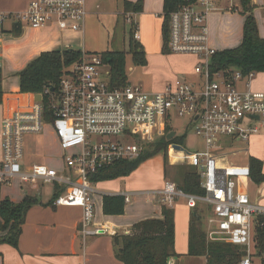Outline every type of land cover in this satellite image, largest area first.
<instances>
[{
  "label": "built area",
  "instance_id": "2783aa9c",
  "mask_svg": "<svg viewBox=\"0 0 264 264\" xmlns=\"http://www.w3.org/2000/svg\"><path fill=\"white\" fill-rule=\"evenodd\" d=\"M215 7L216 0H196L170 15L169 49L197 57L195 73L199 78L194 81L178 78L157 92L131 84L112 88L109 65L101 55L83 49L82 58L62 75L58 91L47 87L40 93L42 101L36 100L38 93H8L2 102L6 109L1 123L0 190L12 185L15 178L26 186H58L61 192L53 205L82 208L80 232L84 241L89 236L116 234L114 228L97 221L91 175L118 161L138 158L146 144L167 138L171 131L182 135L174 120L187 117L206 149L188 152L173 142L168 155H176L179 162L197 169L205 195L185 193L167 179L160 190L162 201L172 207L183 197L190 208L205 203L210 210L208 239L241 246L245 255L236 264H257L256 227L258 217L264 215V205L253 201L239 181L251 177L249 163L229 162L231 155L248 152V148L220 151L219 142L224 136L233 142L248 141L264 132V91L252 89L253 72L245 76L239 69L211 70L217 49L210 43L209 19ZM127 14L131 26V13ZM87 15V0H30L23 10H0V73L9 22L12 32L53 26L84 32ZM135 37L140 38L137 31ZM45 94L53 121L46 119ZM46 123L52 124L63 151L62 170L48 163L25 161L26 136L41 133Z\"/></svg>",
  "mask_w": 264,
  "mask_h": 264
},
{
  "label": "rangeland",
  "instance_id": "374dc122",
  "mask_svg": "<svg viewBox=\"0 0 264 264\" xmlns=\"http://www.w3.org/2000/svg\"><path fill=\"white\" fill-rule=\"evenodd\" d=\"M14 0H0V5L13 3ZM137 1V0H131ZM240 4V0H222V5H216L210 19V39L212 45L217 49H226L239 45L242 41V25L244 23L245 14L238 10H227L235 4ZM259 6L253 7V13L256 18L259 30L264 34V0H261ZM9 5V4H8ZM87 7L90 11H94L87 18L84 32L67 30L65 32L58 31L57 26H53L51 33L47 35L50 40H54L61 44V48L85 49L91 53L101 54L105 51H125L126 52V73L129 81L140 86L145 91L157 92L162 91L170 82L176 79L194 81L199 78L195 73V66L198 59L193 55H179L176 53H164L162 51L163 37L162 24L164 21L163 15L156 18L152 15L139 16V28L142 34V43L147 56V62L144 65H136L133 61L132 53L130 52L129 29L130 24L126 18L128 16L124 9V0H87ZM158 10L163 12L161 0H143V11ZM224 9V11H219ZM142 11V12H143ZM219 11V12H218ZM140 14V12H139ZM134 16V13H133ZM133 20V19H132ZM138 20V15H136ZM8 33L6 35L5 44L10 46L9 52L4 56V68L2 70V90L4 99L6 93H16L20 91L19 72L23 67L32 61L38 55V43L44 39V36H38L31 30H26L21 34V37L12 35V23L7 24ZM260 33V34H261ZM108 68V65L105 69ZM259 77V76H258ZM257 77V78H258ZM6 109L5 103H0V121ZM175 129L178 134H186V140L183 142V147L186 151H204L206 149L204 141L195 133L194 125L189 123V118L178 117L174 120ZM264 133V132H262ZM253 136V135H252ZM250 144L252 154L257 153L264 160V134L256 137ZM0 133V141L1 140ZM131 141V140H130ZM249 141V140H248ZM248 141L233 142L230 137L224 136L220 139V151H228L230 149L248 147ZM251 152H240L230 156L229 162L235 164H246ZM63 151L58 146V141L54 134V129L51 123H46L44 129L38 134H28L26 136L25 161L27 164L35 162L48 163L58 170L65 168L63 159ZM173 158V159H172ZM163 152L156 154L144 160L139 167L128 176H122L115 179H108L94 183L95 194H108L119 192L123 194H138L141 199L145 200L144 194H152L151 201L161 198L160 190L164 186L166 179L174 181L177 175L179 166H184L186 163H179L176 155H168V165L165 172ZM174 162L172 164V162ZM171 162V163H170ZM250 178V177H249ZM249 178H240L239 181ZM252 179L247 181L250 183ZM20 179L15 178L12 185L3 186L1 194L8 191L9 194H30L34 192L41 201L47 199L53 189L52 184L38 183L33 186L20 187ZM244 185V182H242ZM42 191L41 194L37 191ZM143 195V196H142ZM137 202V201H136ZM53 205L36 206L29 216L30 224L35 220H41L46 223L47 227L41 230L39 235L27 230V238L24 241L23 248H15L12 245L3 243L0 247L3 251V256L0 258V264H66V258L57 259L54 255L37 256L30 254L26 248H34L38 242L55 243L57 250H66L69 248L70 235L72 233L70 225L74 219L78 217L76 207L72 206H57L55 210ZM151 206V204H148ZM130 209L133 208V203H129ZM201 211L200 225L204 230L209 229L208 215L209 206L205 203H199ZM96 215L103 218L105 214L102 212L99 204L96 207ZM193 209V208H192ZM97 218V216H96ZM111 238V235H104L101 238ZM87 243V242H86ZM59 247V248H58ZM46 249L45 247H42ZM78 255H69L68 264L81 263L83 256L82 241L78 243ZM93 255L88 254V259H92ZM110 258L105 259L102 255L97 256L89 261V264H109ZM114 263L119 261H113ZM175 264H206L204 256H191L181 254V258L175 261ZM257 264H263L261 259L257 260Z\"/></svg>",
  "mask_w": 264,
  "mask_h": 264
},
{
  "label": "trees",
  "instance_id": "16d2710c",
  "mask_svg": "<svg viewBox=\"0 0 264 264\" xmlns=\"http://www.w3.org/2000/svg\"><path fill=\"white\" fill-rule=\"evenodd\" d=\"M196 0H164V21L162 24L163 45L162 51L169 54L170 15L180 7ZM242 12L245 14L242 41L239 45L226 49H218L211 61L212 71H230L239 69L248 76L250 73L264 72V37L261 36L256 18L253 13L252 0H240ZM125 13H139L143 11V0H124ZM138 26L132 22L129 29L130 52L136 65L147 62L146 51L141 42L135 37ZM20 29H16L19 33ZM110 67V86L123 88L130 84L126 73V52L105 51L100 54ZM82 49L65 48L41 52L19 72L21 93H44L47 87L53 86L55 92L60 86V79L68 66L80 60ZM2 73H0V103L3 102ZM46 119L53 121L50 111L49 96L44 98ZM170 129V127H169ZM186 140V135L167 139L163 136L154 143L145 145L142 154L133 160H121L105 167L91 175L93 183L128 176L134 172L146 159L163 152L165 172L168 165V147L171 143H180ZM249 166L251 179L257 183H264V162L262 159L250 156ZM177 186L185 193L204 196L205 190L201 185V177L197 169L189 164L179 166L174 177ZM54 196L49 204L52 205L60 195V188H54ZM38 203L34 196H26L21 201H13L10 197H0V245L7 243L15 248L19 247L29 209ZM126 197L122 194H106L103 196V213L105 215H121L125 212ZM197 205L191 213L189 228L188 255L204 256L206 264H236L245 252L239 245L224 241H211L207 231L200 225L201 211ZM196 213V215H195ZM257 255L264 264V215L258 217L256 227ZM113 248L118 259L123 264H168L171 256H181L175 250L176 229L175 211L168 205L162 207V217L148 218L137 222L130 231L116 233L112 236ZM2 252L0 251V255Z\"/></svg>",
  "mask_w": 264,
  "mask_h": 264
},
{
  "label": "crops",
  "instance_id": "0c3cea01",
  "mask_svg": "<svg viewBox=\"0 0 264 264\" xmlns=\"http://www.w3.org/2000/svg\"><path fill=\"white\" fill-rule=\"evenodd\" d=\"M29 1L30 0H14L13 3H8L9 5L8 4L0 5V10L1 11L23 10L27 7ZM161 1H162V6H163L164 0H161ZM260 1L261 0H252L253 6L254 7L259 6ZM217 4H219V6H223L222 0H216V5ZM239 6H240V4L236 3L231 8L229 6H226L225 9L232 10V11L238 10L239 12H241ZM263 8H264V5H263ZM87 10H88V15H87V18H88V16L91 15L94 11H90L88 9V7H87ZM151 10L152 9H148L147 11L140 12V14L134 13V16H133V13L130 14L133 21H135V23L138 26L137 32L140 35V38L138 39L139 41L142 39V34H141L140 28H139V25H140L139 16L140 15H152V16H155L156 18L161 17L162 15L164 16V11L159 12L158 10H154L155 12H153ZM219 11H224V9H221ZM136 15H138V20H136ZM210 19H211V16H210ZM210 19H209V27H210ZM244 21H245V19H244ZM86 23H87V20H86ZM26 30H31V31L35 32L36 34H38V36H40V35L44 36V39L40 40L38 43V47H39L38 55L43 51L65 49V48L60 47L61 44L59 42H56L57 40L54 41V40H50L48 38L47 35L49 34L48 32L51 33V30H52L51 28L33 29L30 27H25V28L20 29L19 33L12 32L13 33L12 35H14L15 37H21V34ZM58 31H61V30L59 29ZM62 32H65V31H62ZM242 33H243V25H242ZM261 36L264 37V34L261 33ZM5 39H6V37H5ZM210 43H211V39H210ZM211 45H212V43H211ZM9 50H10V46L8 44H5V54H6V52H9ZM170 53L172 54V52H170ZM179 55H181V54H179ZM26 65L23 67V69L26 67ZM130 84L133 85L131 82H130ZM251 87L254 90L264 91V72L254 74V76L251 79ZM7 94L8 93L5 92V95H7ZM1 123H2V118L0 121V133H1ZM263 134L264 133L255 134V135L250 137V139L248 141V147H249L248 151L251 152L250 156H255V157L262 159V157L260 155H256L257 153L252 154L250 144L253 140L258 139L256 137H258L259 135H263ZM58 146H59V143H58ZM59 148H60V146H59ZM1 159H2V141H0V161H1ZM248 162H249V159H248ZM263 162H264V160H263ZM179 163L181 164V162H178L176 164H179ZM60 170H62V169H60ZM249 180H251V177L249 179H245V180L243 179L242 182H244V186H243L244 189L249 193V195L253 201H255L261 205H264V183L257 184L254 181H251L250 183H248L247 181H249ZM41 185H43V184L41 183ZM23 186H24L23 184L20 185V187H23ZM93 186H94V183H93ZM54 190L55 189L53 188L51 190V194H47L48 195L47 199H45V200L42 199L41 201L37 197V194H34V192H31L30 194H13L12 195V194H9L8 191H5L3 194H1L2 189L0 190V197H2V198L10 197L13 201H16V202L21 201L26 196H34L38 199V203L33 205L29 209V211L27 212L26 221L23 225V232H22L20 242H19L20 248L25 247L24 241L27 238V234H26L27 230H32L33 233L39 235L41 233V230L43 228L45 229V227H47L46 226L47 224L43 223L41 220H35L33 223L30 224L28 215L32 211H34L36 206H38V205L50 206L49 202L54 196V194H53ZM37 193H39V194L42 193L40 188H39V191H37ZM108 194H122V195H125V197H126L127 204L125 207V212L123 214H121V215H105L103 218H99L98 215H96L98 222H103L106 225H108L109 227L114 228L116 233H125L127 231H130L132 229V227L137 222H139L141 220L148 219V218H154V217H157V218L162 217V207H163V205H165V203L162 201V198H163L162 194H161V198L156 196L158 199L157 200L154 199L153 201H151V198L155 197V196H152V194H150V193L144 194L145 200L141 199L139 197H136V196H138V194H130V193L123 194V193H119V192H113V193H108ZM104 195H106V194H99V197H98L95 193L93 194V200L95 202V205L97 207V205L99 204L102 212H103L102 205H103V196ZM127 198H129L130 200L127 201ZM129 203H133L132 209H130ZM148 204H151V206H148ZM53 208L56 210L57 206H54ZM171 208H173L175 211V229H176L175 250L180 255L181 254L186 255L188 252L189 228H190L191 217H192L191 213L193 212L194 208L193 209L190 208L187 205V202L183 197L177 198ZM75 210L78 213V217L76 219H74L70 225L72 233L70 235V240L68 242V244L70 246L67 249V252H66V250H57L56 249L57 247H55L57 245H55V243H45V242L40 243V242H38V244L34 248H26L28 251H30V254H35L37 256L54 255V256H56L57 259L67 257L66 258V261H67L66 264H68V258L71 257V256L69 257V255H72V256L78 255V250H77L78 243L79 242L81 243V241H82L83 256H81V257H83V258H81V263H79V264H89V261L91 262L93 258H95L97 256H101V255L105 259L107 258V256H108V258H110V261H112V262L109 264H123L118 259V257L116 256L115 250L113 248L112 236L114 235V233L110 234L111 238H109V236H108V238L107 237L101 238L104 235H97V236H89L84 241V239L81 236V232H80V221H81V217H82V208L76 207ZM106 235H108V234H106ZM0 236H1V233H0ZM84 242H85V244H84ZM42 247H45L46 249H43ZM0 251L2 252V254L0 255V258H1L3 256V251L1 250V247H0ZM89 253L91 255H93L92 259H90V260L88 259ZM180 258H181V256L178 259H180ZM260 259L261 258L259 257L257 260H260ZM113 261H119V262L114 263Z\"/></svg>",
  "mask_w": 264,
  "mask_h": 264
},
{
  "label": "water",
  "instance_id": "95a60500",
  "mask_svg": "<svg viewBox=\"0 0 264 264\" xmlns=\"http://www.w3.org/2000/svg\"><path fill=\"white\" fill-rule=\"evenodd\" d=\"M70 49H74V48L71 47ZM54 90H55L54 87L51 86V91H54ZM36 100L42 101L43 100V95L38 93L36 95ZM174 136H175V131H171L167 135V139H172ZM174 147H176L177 149H181V150L183 149V147L181 145H178V144H175ZM195 215H196V213H195ZM177 260H178L177 256H171V257L168 258V264H175V261H177Z\"/></svg>",
  "mask_w": 264,
  "mask_h": 264
}]
</instances>
